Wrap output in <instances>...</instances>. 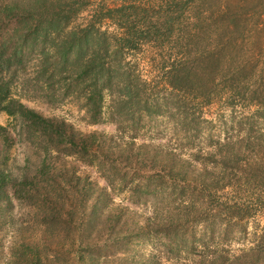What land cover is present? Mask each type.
I'll return each instance as SVG.
<instances>
[{
  "label": "trees",
  "instance_id": "trees-1",
  "mask_svg": "<svg viewBox=\"0 0 264 264\" xmlns=\"http://www.w3.org/2000/svg\"><path fill=\"white\" fill-rule=\"evenodd\" d=\"M163 2L159 5L161 12L150 15L145 6H110L104 0H0V112L19 119L22 128L38 139L55 143L56 150H65L66 155H77L83 161L89 159L88 163L94 165L106 181V187L98 188L90 207L85 202L94 188H91V182L82 185L80 219L71 217L72 212L67 208L71 205L44 200L49 210L45 211L46 224L68 228L75 223L77 227L75 233L61 229L51 235L56 245L63 241L61 247H64L69 264H126V253L121 251V246H127L132 235L114 232L115 223L104 215L109 189H115V184L124 185L134 203L140 202L145 194L158 192L172 201V193L167 190L177 184H194L199 191L196 196L206 190L224 188L225 184L215 185L206 168L193 167V161L202 163L203 153L210 154L200 148L186 158L162 151L165 158L160 161V168L144 165L149 169L141 172L143 170L131 166L127 162L133 160L153 164L158 151L155 147L149 149L146 143L136 144L135 136L125 137V123L140 124L144 117L161 115L184 130L185 138L189 139L187 133L194 127L190 124L192 114L188 112L187 97L199 98V93L193 92L197 86L207 87L206 93H200L206 102L212 98L209 87L218 85L233 87L227 98L235 89L236 94L243 89L250 102H262L257 101L256 92L264 90L260 87L263 69L258 68L255 58L260 34L264 32V0H221L219 3L206 0V48H200V45L193 48L197 45L198 31L186 28L183 32L179 15H174V7L182 5L183 0ZM87 11L90 13L83 16ZM106 20L112 29L110 25H104ZM193 27L199 29L196 24ZM245 37L248 38L246 48L241 42L240 46L238 44L245 41ZM140 43L154 44L160 49H181L180 58L161 67L160 83L166 92L162 95L147 93L151 80H147L137 63L128 57ZM28 64L34 74V87H64L67 93L82 100L92 124L103 119L105 102L109 100L108 115L116 121L117 133H83L65 120L45 117L27 106L14 95L12 87L17 73L25 71ZM27 82L28 79H24L21 84ZM4 130L5 127L0 125V133L5 138ZM48 151L46 149L42 169L47 168ZM217 152L225 159L236 161L237 155L232 149L224 153L219 148ZM4 182L5 176L0 174V199ZM29 183L32 184L29 180L20 181V191H24ZM152 183L159 186H152ZM192 203L195 205L193 200ZM167 213L153 224L140 225L135 237L149 235L156 225L163 250L176 258L196 251L200 256L198 264H264L263 235L238 251L230 252L215 243L216 239L221 243L229 239L224 231L206 232V236L196 237L193 233L180 231L181 222L189 221L184 212L172 207ZM119 218L116 221H120ZM99 222L106 230L103 233L96 230ZM216 222L215 218L202 219L206 227ZM205 242L206 247L209 243L212 246L206 254L196 249L197 246L204 248ZM21 246L25 250L9 264H58L54 255L52 259L42 258L38 244Z\"/></svg>",
  "mask_w": 264,
  "mask_h": 264
},
{
  "label": "rangeland",
  "instance_id": "rangeland-1",
  "mask_svg": "<svg viewBox=\"0 0 264 264\" xmlns=\"http://www.w3.org/2000/svg\"><path fill=\"white\" fill-rule=\"evenodd\" d=\"M163 1L104 0L110 6L122 4L145 6L149 8L150 15L161 12L159 5L164 3ZM220 1L216 0L215 3ZM206 7H208L206 0L186 2L183 0L182 5L174 7V15H179L183 32L186 28L191 30L196 28L198 31L195 36L198 40L197 45L193 48L199 45L200 48H206ZM88 13L90 12H84L82 15L86 16ZM195 24L199 26L198 30L197 27H193ZM104 25H110L112 29L109 21H104ZM260 35L262 37L258 41L255 60L259 64L258 68L263 69L264 77V32ZM240 42L246 48L248 38L239 41V46ZM181 55L180 47L172 50L160 49L154 44L140 43L138 49L131 51L128 57L131 62L137 63L143 76L151 80L147 93L162 95L166 92L160 83L161 67L169 66ZM33 75L31 64H28L25 71L17 73L15 85L13 84L12 87L14 95L27 106L45 117L65 120L75 130L83 133L100 132L107 135L117 133V123L108 115L109 100L105 102L103 119L99 123L92 124L79 97L67 93L64 87H34ZM24 79H28L25 85L21 84ZM260 82H262L260 87L263 89L264 78ZM157 85L158 87H153ZM206 88L195 87L193 92L199 93L197 94L199 98L191 95L187 97L188 112L192 114L190 124L192 128L194 127L187 133L189 139L185 138L184 130L172 125L169 118L161 115L144 117L140 124L132 122L124 124L125 137L135 136L136 144L146 143L150 146L149 149L155 147L158 151V157L153 164L150 161L138 162L139 160L124 162L140 170L149 169V166L144 165L160 168V161L165 158L162 151L173 152L177 157L186 158L200 148L210 154L203 153L202 156L206 159L200 160L201 164L193 161V167L206 168L210 173L209 178H214L215 185L225 184L222 189L206 190L200 196H196L199 191L194 184H177L174 189L167 190L172 193V201H168L161 192H158L154 195L145 194L140 198V202L135 203L125 191L124 185L115 184V189H109L104 215H108L112 223H115L114 232L132 235L128 245L121 246V251L126 253V264L130 262L137 264L141 261H146L145 264L199 263L200 256L196 255V251L189 255L183 254L179 258L165 252L162 240L157 236L159 227L156 225L150 229L149 235L135 237L140 225L149 222L153 224L157 219L161 220L168 215L167 211L172 207L184 212L189 219L181 222L180 231L193 233L196 237L206 236V232L224 231L229 235V239L222 243L216 239L215 243H220L230 252L238 251L260 235L264 236V90H260V93L256 92L259 97L257 101L262 102L254 103L249 101L248 94H245L243 89H240L238 94L235 89L234 94L227 98L228 92L233 87L218 85V87H209L212 98L210 102H206L201 98V94L206 93ZM0 125L5 127L3 132L7 137L5 141L6 137L4 138L0 133V174L5 176L2 185L3 196L0 199V264H9L20 257L21 252L25 250L21 246L24 243L38 244L42 258L52 259L54 255L58 264H69L66 261L64 247H61L63 241L56 245L51 235L61 229L75 233L78 232L77 227L75 223L68 228L46 224L48 218L46 216L45 220V211L48 210V206L44 200L47 198V201L54 200L60 204L65 202L66 205H71L67 207L72 212L71 217L80 219L79 210L82 200L79 193L82 185L91 182V188H94L85 202L90 207L99 191L98 188H105L106 181L98 169L88 163L89 159L85 162L77 155H66L65 150H56L55 143L47 139L40 140L28 129L22 128L19 119L0 112ZM223 144L227 146H220ZM219 148L224 153L234 150L237 155L236 161L219 155L217 152ZM46 149L49 150L48 165L47 168L42 169ZM212 152L216 154L213 155ZM26 180L32 184H26L25 190L20 191L18 183ZM153 185L159 186L158 183H152ZM197 205L200 206L196 208ZM119 216L120 221H116ZM206 217L215 218L217 222L206 227V224L202 223V219ZM96 230L100 233L106 231L101 222L96 225ZM196 249L197 251L201 249V253L206 254V250H212V246L209 243L206 247L205 242L204 248L197 246Z\"/></svg>",
  "mask_w": 264,
  "mask_h": 264
}]
</instances>
